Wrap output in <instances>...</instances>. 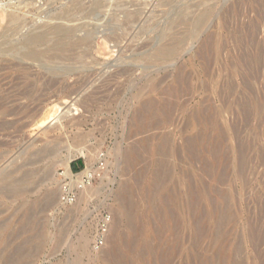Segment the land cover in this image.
<instances>
[{"label": "rangeland", "instance_id": "obj_1", "mask_svg": "<svg viewBox=\"0 0 264 264\" xmlns=\"http://www.w3.org/2000/svg\"><path fill=\"white\" fill-rule=\"evenodd\" d=\"M73 5V21L59 20ZM46 25L114 40L67 39L30 68L28 38ZM0 56V264H103L96 237L123 185L152 246L179 247L167 264H220L237 243L243 264H264V0H0ZM153 100L164 110L144 128L136 114ZM132 146L149 154L131 165ZM76 147L93 157L72 169L104 152L109 173L89 201L64 206L58 172Z\"/></svg>", "mask_w": 264, "mask_h": 264}, {"label": "bare ground", "instance_id": "obj_2", "mask_svg": "<svg viewBox=\"0 0 264 264\" xmlns=\"http://www.w3.org/2000/svg\"><path fill=\"white\" fill-rule=\"evenodd\" d=\"M74 6V5H73ZM71 6V8L69 9V11L65 14V16L63 18H59V20L61 21H65L66 22H72L73 21V16L72 12H74L76 10L75 6L73 7ZM85 8V6H81V9L83 10ZM43 12V11H42ZM37 15V14H36ZM19 16L17 15H11L9 17V27L10 30L11 29H15V26L17 27V24L19 22ZM22 20V19H21ZM114 20V19H113ZM201 27V26H200ZM86 28V27H85ZM85 28H83L81 25H76V26H51V25H46L43 26L42 28H40L39 30H37L35 33L31 34L28 38L27 44L29 45L30 49L29 51L26 52V54H24L25 59L27 60V64L30 68H33L35 66L37 67H42V66H47L46 61H45V55L48 54V52H54V53H63L64 52V45L63 42L64 40L67 39H73L76 41V43H81L84 42L85 40H89V39H93V40H101V43L98 42V49L99 47L101 48L103 45L107 46L108 43L112 42L114 40V37L110 36L109 34H107L104 30H85ZM90 29V28H89ZM35 30V29H34ZM81 31H85L86 34L84 36H78L77 34H80L78 32ZM81 35V34H80ZM53 37L55 40V45H49V44H45L43 41L47 40L46 38L48 37ZM213 36V35H211ZM212 38V37H211ZM5 39V38H4ZM213 41V40H212ZM23 44V43H21ZM213 44V43H212ZM211 44V45H212ZM27 45V46H28ZM46 45V46H44ZM75 45V44H74ZM17 46V45H16ZM79 48V47H78ZM26 50V48H25ZM109 50V49H108ZM18 51V50H17ZM22 51V50H21ZM3 52V50L1 51ZM74 52V51H73ZM4 53V52H3ZM171 52H169L170 54ZM5 55V54H4ZM3 55V56H4ZM84 55V54H83ZM1 57V56H0ZM80 60V59H79ZM82 60V59H81ZM7 63V62H6ZM26 64V65H27ZM49 66V65H48ZM17 67V66H16ZM44 67V68H45ZM47 68V67H46ZM51 71V70H50ZM68 72V71H67ZM182 79V78H181ZM181 79H179L181 81ZM38 82V81H37ZM54 82V81H53ZM186 82V79H185ZM188 82V81H187ZM59 83V82H58ZM57 83V84H58ZM178 83H180L178 81ZM84 84V83H83ZM44 85V84H43ZM181 86V85H180ZM188 86V85H187ZM52 87V85H51ZM69 86H67L68 88ZM148 87V86H147ZM13 88V87H12ZM182 88V86H181ZM169 91L173 90V89H168ZM191 90V89H190ZM167 91V90H166ZM165 91V92H166ZM189 91V90H188ZM168 92V91H167ZM166 92V93H167ZM174 92V91H172ZM171 92V93H172ZM181 92V91H180ZM190 92V91H189ZM170 92H168L166 95L171 94ZM189 94V93H188ZM187 94V95H188ZM191 94V93H190ZM173 95V94H172ZM174 97V96H173ZM172 96L170 97V99L172 100L173 98ZM164 99V97H163ZM174 99V98H173ZM184 99V98H182ZM187 99V98H186ZM2 100V99H1ZM166 100V99H164ZM169 100V99H167ZM166 100V101H167ZM175 100V99H174ZM189 100V99H188ZM69 101V100H68ZM67 100H65L64 102H62V104H67L68 103ZM153 103H149V102H145L141 105L140 110L137 112L136 114V120L138 121V123L140 125H146L147 122H152L153 119L155 117H157L155 114L159 113V112H163L164 110V103L162 104H157L155 103V100H153ZM184 101V100H183ZM82 102V101H81ZM174 103V101H172ZM177 102V101H176ZM182 102V100H181ZM155 103V104H154ZM167 104H169V101H167ZM170 104L172 105V103L170 102ZM1 105V104H0ZM3 105V104H2ZM76 105V104H75ZM62 107L58 106V110L61 109ZM149 108H152V117L151 119L150 114L146 115V111L149 110ZM174 108V107H173ZM176 108V107H175ZM17 110V108H16ZM15 110V112H16ZM55 110V109H54ZM69 110V109H68ZM183 110V109H182ZM57 111V110H56ZM150 111V110H149ZM7 112L8 111H4ZM60 112V111H59ZM143 112V113H141ZM145 112V118H143L141 116V114L144 115ZM151 112V111H150ZM11 113V112H10ZM163 114V113H162ZM11 115V114H10ZM3 116V114H2ZM53 116V115H52ZM149 116V117H148ZM165 116V115H164ZM5 117V115H4ZM49 118V117H48ZM48 118H45L44 120H39L35 125H39L40 127L45 126L46 124H48ZM170 118V116H169ZM150 119V121H149ZM196 119V117H195ZM214 119V118H213ZM212 119V120H213ZM51 119L50 121L52 122ZM171 120V119H170ZM47 121V122H46ZM155 121V120H154ZM159 121V118H158ZM210 121V120H208ZM21 122V121H20ZM157 122V121H156ZM216 122V121H215ZM12 123V122H11ZM15 123V122H14ZM50 123V122H49ZM161 123V122H160ZM214 123V122H213ZM211 123V124H213ZM134 124V123H133ZM15 125V124H14ZM150 124H148L149 126ZM152 125V124H151ZM156 125V124H155ZM214 125V124H213ZM210 126V125H209ZM144 127V126H143ZM142 127V129H143ZM154 127V126H153ZM145 128V127H144ZM210 128V127H209ZM212 128V127H211ZM214 128V126H213ZM212 128V130H213ZM26 129V128H25ZM134 130V129H133ZM143 131V130H142ZM152 131V129H151ZM135 132V131H134ZM132 133V132H131ZM136 133V132H135ZM139 133V132H138ZM137 133V134H138ZM147 133V132H146ZM150 133V132H149ZM152 133V132H151ZM153 134V133H152ZM133 135V134H131ZM130 135V137H131ZM136 136V134H134V137ZM147 136V134H146ZM199 136V135H198ZM137 137V136H136ZM201 137V136H200ZM198 137V138H200ZM146 138V137H145ZM151 138V136H150ZM196 138V137H194ZM131 141L132 137H131ZM140 141V140H139ZM148 141V140H147ZM164 142V141H163ZM166 142V141H165ZM164 142V143H165ZM135 144V145H134ZM139 144V143H138ZM132 145L137 146L136 142L132 143ZM146 146V145H145ZM161 146V144H160ZM144 147V146H143ZM158 147V146H157ZM159 148V147H158ZM143 149V148H139ZM147 150H149L148 147H146ZM72 150V149H71ZM139 150H137V148H134L132 146V148H130V150H128L126 157H127V161L129 162V164H135L136 162H138V160H142V156L144 150L142 154H139ZM53 152V150H51ZM160 151L162 152V148H160ZM146 153L149 151H145ZM161 152L160 155H161ZM55 153V152H54ZM88 153V154H86ZM144 153V154H146ZM149 153H147L148 155ZM84 156V157H93L90 156L91 154H89L88 149H86V147H76L74 150V153L71 154L67 160L63 163V166L65 168L66 171L70 170V162L76 158L77 156ZM99 156V155H98ZM165 156V155H164ZM36 157V156H35ZM95 158L97 157V155L94 156ZM146 157V156H145ZM163 157V155H162ZM94 158V159H95ZM98 158V157H97ZM164 158V157H163ZM88 159V158H87ZM125 159V158H124ZM126 160V159H125ZM146 160V159H145ZM89 164L91 163L90 160ZM96 161V160H95ZM94 161V162H95ZM119 161V160H118ZM126 161V162H127ZM161 161V159H160ZM159 161V162H160ZM127 162V163H128ZM163 162V159H162ZM141 163V162H140ZM138 165V163H137ZM141 165V164H139ZM162 163H159L157 166V170L155 173V179L153 181V186L154 188L159 187V189L164 185H163V170H162ZM131 168V167H130ZM141 168V167H140ZM148 169V168H147ZM140 172V171H139ZM138 172V173H139ZM109 173V171H108ZM107 173V175H108ZM111 174V173H110ZM107 175L105 176V178L107 177ZM143 175V173H142ZM145 175V174H144ZM8 178V177H7ZM104 178V179H105ZM134 178V177H133ZM140 178V176H139ZM11 179V178H10ZM103 179V180H104ZM138 179V178H137ZM58 183H59V179L57 178ZM102 180V181H103ZM139 180V179H138ZM141 180V178H140ZM101 181V182H102ZM10 182V181H9ZM142 182V181H141ZM7 183V182H6ZM26 183V182H25ZM128 183V181H127ZM137 184V183H136ZM141 184V183H140ZM139 185V184H138ZM60 186V183H59ZM143 186V185H142ZM140 187V186H139ZM60 188V187H59ZM99 191L94 190V186L90 187V188H86L84 191H81L79 193L78 199L76 201L75 204H73L72 206H76L78 204V202H80V200H83L85 202L89 201V199L91 198V196H93L94 194H97ZM135 193L134 190L129 186V185H123L122 189L119 190V192L117 193L116 197H115V221L111 219V223L109 224V229H108V235L106 237L105 240V244L103 247L96 249L98 252L95 255V258L99 259L100 262H102L103 264H152L153 262H155V264H167V262L169 260H171V257H177V255H180V251H179V247L178 246H174V244H170V243H166L164 245H160L157 247L152 246V244L150 243V238L148 236L147 232H144L142 230V228L140 229L137 225H136V219L138 218V210H137V205L135 202ZM59 200V198H58ZM60 202V201H59ZM63 205V204H62ZM181 205V204H180ZM140 211V210H139ZM225 215V214H224ZM140 216V215H139ZM226 217V216H224ZM220 219H222L220 217ZM261 219V218H260ZM232 221V219H231ZM222 223V222H221ZM260 223V222H259ZM123 224L126 226V229L129 230L128 235H126V233L123 234L122 232V226ZM141 224V223H139ZM142 227V226H141ZM256 228H254L255 230ZM259 230V229H258ZM124 231V230H123ZM257 231V230H256ZM260 231V230H259ZM257 231V232H259ZM111 232V235H110ZM251 232V231H250ZM252 232L253 228H252ZM257 232H254L257 233ZM254 234H251L255 236ZM250 236V234H249ZM257 237L260 236L259 234L256 235ZM264 237V236H263ZM169 238V237H168ZM250 238V237H249ZM255 238V237H254ZM261 238V237H260ZM152 239V238H151ZM264 239V238H263ZM173 240V239H172ZM255 240V239H254ZM253 241V239H252ZM258 241V240H257ZM260 241H264L261 240ZM259 241V242H260ZM171 242V241H170ZM222 243V242H221ZM256 243V242H255ZM180 244V243H179ZM257 244V243H256ZM236 244H234L235 246ZM254 245V244H253ZM261 245V244H260ZM233 246V247H234ZM256 246V245H255ZM226 247V246H225ZM230 252H225L224 250H220L219 251V256H220V264H243V261H241L240 258H242L243 256L240 254V251L242 252V246L241 244H238L233 248ZM254 247V246H253ZM257 248V247H256ZM255 250V249H254ZM240 255L242 257H240ZM240 257V258H239ZM245 257V256H244ZM96 259V260H97ZM251 259V257H250ZM243 260V259H242ZM252 262V260H250ZM245 262V261H244ZM247 262V261H246ZM245 262V263H246ZM244 263V264H245ZM179 264H182L181 262ZM252 264V263H251Z\"/></svg>", "mask_w": 264, "mask_h": 264}, {"label": "built area", "instance_id": "obj_3", "mask_svg": "<svg viewBox=\"0 0 264 264\" xmlns=\"http://www.w3.org/2000/svg\"><path fill=\"white\" fill-rule=\"evenodd\" d=\"M108 171V158L104 152L99 154L95 162L90 164L85 163L80 171H75L71 167L69 171L62 169L58 172L60 203L64 206H72L76 203L81 191L101 182L107 175ZM111 219L110 215L104 216L102 225L96 237L95 249H99L105 244Z\"/></svg>", "mask_w": 264, "mask_h": 264}, {"label": "trees", "instance_id": "obj_4", "mask_svg": "<svg viewBox=\"0 0 264 264\" xmlns=\"http://www.w3.org/2000/svg\"><path fill=\"white\" fill-rule=\"evenodd\" d=\"M83 168L82 163L80 165H75V167H73V170L75 171H80Z\"/></svg>", "mask_w": 264, "mask_h": 264}, {"label": "crops", "instance_id": "obj_5", "mask_svg": "<svg viewBox=\"0 0 264 264\" xmlns=\"http://www.w3.org/2000/svg\"><path fill=\"white\" fill-rule=\"evenodd\" d=\"M81 163H79V164H76V165H80ZM73 167H75V165L73 166Z\"/></svg>", "mask_w": 264, "mask_h": 264}]
</instances>
